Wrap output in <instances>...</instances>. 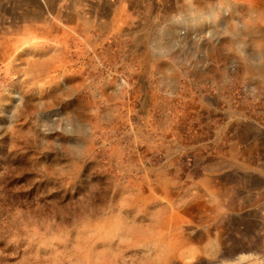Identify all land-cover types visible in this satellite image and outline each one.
Returning <instances> with one entry per match:
<instances>
[{"label": "rangeland", "instance_id": "obj_1", "mask_svg": "<svg viewBox=\"0 0 264 264\" xmlns=\"http://www.w3.org/2000/svg\"><path fill=\"white\" fill-rule=\"evenodd\" d=\"M260 124L264 0H0V264H264Z\"/></svg>", "mask_w": 264, "mask_h": 264}, {"label": "crops", "instance_id": "obj_2", "mask_svg": "<svg viewBox=\"0 0 264 264\" xmlns=\"http://www.w3.org/2000/svg\"><path fill=\"white\" fill-rule=\"evenodd\" d=\"M251 1V0H249ZM251 9V6H250ZM261 127H264V125H259ZM233 144H235V142L232 141ZM238 150V148H237ZM235 146L233 145V149L232 152L230 153L233 156V162L231 164L230 167L226 168V169H230V170H235V171H240L242 173H247V172H253V174L255 175V173L257 172L254 167L256 165L253 164H248L246 160H248V157H246L245 155H239L237 152ZM260 161H257V167H260V164L258 163ZM262 168V167H261Z\"/></svg>", "mask_w": 264, "mask_h": 264}]
</instances>
